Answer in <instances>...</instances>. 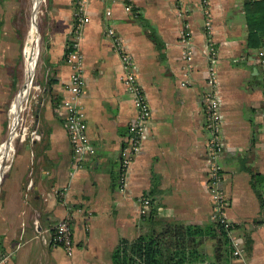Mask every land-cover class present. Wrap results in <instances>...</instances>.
<instances>
[{
  "label": "crops",
  "instance_id": "0c3cea01",
  "mask_svg": "<svg viewBox=\"0 0 264 264\" xmlns=\"http://www.w3.org/2000/svg\"><path fill=\"white\" fill-rule=\"evenodd\" d=\"M76 1L46 0L40 12L42 87L32 95L40 138L17 143L3 181L0 252L8 258L0 264H111L110 252L118 240L133 239L144 229L137 201L140 194L150 198V208L156 210L152 222L157 225L213 223L206 185L209 133L204 125L203 94L207 60L199 0H79L88 17L78 44L85 85L79 102L95 148L92 159L80 166L74 162L57 108L72 70L65 49ZM127 1L138 16L125 10ZM180 1L191 6L183 16L176 11ZM251 1L264 6V0ZM243 2L210 0L222 98L224 147L219 159L229 201L226 214L235 225L230 235L241 239V253L233 262L264 264V208L252 185L254 174L264 175V63L258 55L264 37L260 45L248 43ZM28 7L22 0H0V145L7 133L10 103L23 80L21 34ZM257 8L253 10L260 13L262 9ZM34 20L37 32L33 6L30 22ZM185 23L192 38L189 67L181 57L179 39ZM106 27L116 31L134 58L151 110L125 190L118 188V164L135 109L120 79L123 67ZM38 41L39 34L37 46ZM258 188L264 196V182ZM34 212L39 213L41 231L69 215L75 243L71 255L61 246L40 240ZM201 243L211 257L213 239L204 236Z\"/></svg>",
  "mask_w": 264,
  "mask_h": 264
},
{
  "label": "built area",
  "instance_id": "2783aa9c",
  "mask_svg": "<svg viewBox=\"0 0 264 264\" xmlns=\"http://www.w3.org/2000/svg\"><path fill=\"white\" fill-rule=\"evenodd\" d=\"M199 5L203 14V31L205 36L204 52L207 60L203 94L204 125L209 133L205 150V155L207 157L206 185L213 204V221L222 223L225 226H230L232 225V222L226 214L229 201L225 196L222 187L224 173L219 159L224 147V142L222 137V98L218 87V74L216 68L218 50L213 41V21L210 0H199ZM124 8L127 11H132V5L128 1L125 2ZM190 10L191 6L186 4L185 1H180V5L176 8L179 16H183ZM109 13V10H107L106 14ZM86 21H88V17L83 14V2L77 0L73 27L69 37L72 42V49L66 54V59L70 62L72 70L65 83L66 95L57 104L58 112L63 119L68 134L74 162L77 166L82 165L84 161L91 160L95 151L94 146L89 141L85 112L79 102L80 97L84 92L85 85L83 75L80 71L81 54L78 50V44L81 27ZM105 34L110 38L115 52L119 55L123 67L120 79L125 88L131 94L135 109V114L127 125V136L120 149L118 164V188L120 190H125L128 185L130 164L141 148L143 136L151 121V110L146 94L137 78L136 62L126 49L124 41L112 27H106ZM179 39L183 45L181 57L186 61L187 67H189L191 66L192 60V49L190 44L192 38L187 23L182 26L179 32ZM258 55L264 63V47H261L258 50ZM24 68V80L20 84L9 106V117L6 130L7 136L5 137V140L10 136L11 123L16 114H18V125L15 130L16 137L20 136L21 139L25 138V127H22V123L25 120V113H27V110L30 108L31 92L37 87V85H34L31 81V87L27 94L19 103L17 102V96L23 90L26 82L25 64ZM182 83L187 84V81L184 80ZM30 138H40V134L36 128L32 130ZM30 184L31 181H29V185ZM137 201L139 204L140 215L149 211L151 201L147 195L140 194L137 197ZM85 216L89 217L90 213H86ZM69 218V215H66L55 221L52 227L41 231L38 229L39 213H33V224L37 229L40 240L44 244L61 246L67 255H71L75 247ZM262 218H264V214H262ZM233 243L235 247L233 253L237 257L241 253V239L233 238ZM7 258L8 255L6 253L0 252V262L5 261Z\"/></svg>",
  "mask_w": 264,
  "mask_h": 264
},
{
  "label": "trees",
  "instance_id": "16d2710c",
  "mask_svg": "<svg viewBox=\"0 0 264 264\" xmlns=\"http://www.w3.org/2000/svg\"><path fill=\"white\" fill-rule=\"evenodd\" d=\"M258 2L251 0L243 2L250 45H260L264 37V31H261V25L264 23V6L260 8ZM75 3L77 6V1ZM257 7L262 9L260 13L253 10ZM135 11L137 10L132 6V12L138 16ZM71 49L72 42L69 38L65 56ZM260 182H264V175L254 174L252 185L261 207L264 208V196L258 188ZM155 212V209L150 208L145 214L140 215L144 229L137 237L133 239L121 237L118 240L110 252L111 264H234L235 247L230 235V231L235 227L234 223L230 226L217 221L205 226L179 223L157 225L152 222ZM204 236L213 239L211 257L206 255L201 247Z\"/></svg>",
  "mask_w": 264,
  "mask_h": 264
},
{
  "label": "bare ground",
  "instance_id": "6f19581e",
  "mask_svg": "<svg viewBox=\"0 0 264 264\" xmlns=\"http://www.w3.org/2000/svg\"><path fill=\"white\" fill-rule=\"evenodd\" d=\"M41 2V0H34V18L36 19L37 15V5ZM38 32V30H37ZM36 32V21L30 22V27L28 33L26 35L24 47H23V56H24V63L26 67V82L23 90L17 96V102L19 103L24 96L27 94L29 88L31 87L32 77L35 72L36 66V58H37V40H38V33ZM36 47H35V45ZM18 114L13 117L11 123V133L10 136L6 141H4L0 145V178L1 175L4 173L6 167V161L10 158L12 152V139L15 137V130L16 126L18 125Z\"/></svg>",
  "mask_w": 264,
  "mask_h": 264
},
{
  "label": "rangeland",
  "instance_id": "374dc122",
  "mask_svg": "<svg viewBox=\"0 0 264 264\" xmlns=\"http://www.w3.org/2000/svg\"><path fill=\"white\" fill-rule=\"evenodd\" d=\"M23 3L25 4V1L27 2V5L29 4V7H28V11H29V14H28V18H27V22H26V25L25 27L23 28V32L21 34V57H22V60H23V65L25 64L24 63V56H23V46H24V43H25V39H26V35H27V30L29 28V24H30V17H31V13H32V9H33V3H34V0H22ZM46 5V0H41L39 6L37 7V29H38V34H39V41H38V51H37V58H36V66H35V72H34V76H33V80H32V83L34 85H37V87L32 90L31 92V101H30V108L27 110V113H25V120L24 122L22 123V127H25V135H24V139H27V138H30L31 135H32V130L35 127V102H34V99L35 97H33L32 95H36L40 90H41V83L39 81V77L41 76V72H42V59H41V34H40V12L42 10V8ZM24 9V8H23ZM35 45V43H34ZM36 47V45H35ZM25 69V68H24ZM23 80H24V72H23ZM22 80V82H23ZM7 136V135H6ZM21 140V137L20 136H17L15 135V137L12 139V152H11V156L10 158L6 161V167H5V170H4V173L1 175V178H0V194H1V191H2V186H3V181H4V178H5V175H6V172L8 170V167H9V164H10V161H11V158H12V155H13V152H14V149H15V146L17 145V143ZM6 141V140H4Z\"/></svg>",
  "mask_w": 264,
  "mask_h": 264
},
{
  "label": "water",
  "instance_id": "95a60500",
  "mask_svg": "<svg viewBox=\"0 0 264 264\" xmlns=\"http://www.w3.org/2000/svg\"><path fill=\"white\" fill-rule=\"evenodd\" d=\"M7 140V139H6Z\"/></svg>",
  "mask_w": 264,
  "mask_h": 264
}]
</instances>
